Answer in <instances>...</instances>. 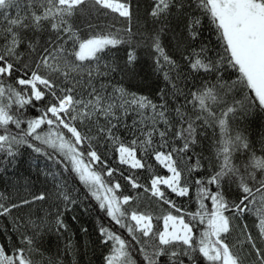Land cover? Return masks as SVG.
<instances>
[{
  "label": "snow or ice",
  "instance_id": "snow-or-ice-1",
  "mask_svg": "<svg viewBox=\"0 0 264 264\" xmlns=\"http://www.w3.org/2000/svg\"><path fill=\"white\" fill-rule=\"evenodd\" d=\"M89 9V15L95 12L123 18L127 24L123 31L132 34L131 0H0V152L12 158L7 163L26 147L75 173L99 208L130 237L100 229L103 242H112L107 264H137L133 251L138 252L143 264H264V157L253 153L247 163L233 162L235 153L249 148L246 138L229 134L235 105L244 108V104H230L225 99L233 90L238 94L247 90V107L255 105L264 112V0H153L149 11L153 20L167 21L176 10L190 41H196L205 28L216 34V45L202 44L198 52L192 49L195 55L184 56L192 71L212 75L218 82L222 79L217 75L221 66L238 74L227 90L217 84L203 85L185 95V105H172L171 110L169 93L164 89L159 90L162 102L157 104L112 82L111 74L118 69L103 63L105 55L127 40L119 30L82 37L76 20ZM44 34L48 39L42 41L38 36ZM159 36L157 31L149 47L154 51L157 70L166 68L164 79L171 83L168 72L178 65L165 52ZM213 52L215 55H209ZM136 61L135 49L128 51L119 71L134 75ZM212 105L219 108V115ZM30 109L37 115H29ZM209 128L215 138V156L208 157L207 165L211 174L206 178L194 176L205 167V157L195 155L194 146L207 136ZM121 129L134 138L125 142L117 134ZM108 144L118 154L120 165L151 167L142 157L137 158L143 148L144 155L170 175H154L150 187L144 186L132 175L109 166L100 154V149L108 150ZM55 154L62 159L57 160ZM193 155L195 162L186 163ZM117 171L132 189L143 187L156 202L178 215L168 212L157 217L162 219L161 228L147 212L124 207L132 197L118 195L122 185L102 178L113 177ZM63 187L66 185H56L52 191L33 193L31 198L18 201L0 193V218H11L19 241L11 248L0 245V264H33L28 254L38 250L36 237L50 225L45 217L33 220L31 207L55 199L67 210L76 201ZM193 187L198 209L186 212L171 194L189 197ZM205 201H210V207ZM25 207L29 208L28 219L16 211ZM50 207L57 208L56 230H66L60 205ZM246 214L258 220L255 234L248 224L233 223ZM236 228L239 233L229 243Z\"/></svg>",
  "mask_w": 264,
  "mask_h": 264
},
{
  "label": "trees",
  "instance_id": "trees-1",
  "mask_svg": "<svg viewBox=\"0 0 264 264\" xmlns=\"http://www.w3.org/2000/svg\"><path fill=\"white\" fill-rule=\"evenodd\" d=\"M131 3L134 5L131 35L125 34L123 29L127 24L123 18H119L116 14L97 15L95 12H92L91 15H89V11H91L89 9L76 20L82 37H90L91 35L100 33L102 30H110L112 32L119 30L121 37L127 40V43L112 48L105 55L103 61V63L112 64L118 69L111 74L113 83L118 87H124L129 92L147 96L157 104L162 102L158 94L159 90L164 89V91L169 93L168 101L170 110L172 105L176 107L185 105V95L189 92H197L203 85L211 86L212 84H217L218 88H223L225 90L232 86L238 75L232 69L228 68L224 70V66H221V72L217 75H222V79L218 82L212 78V75L192 71L187 66L188 62L184 59V56L189 53L195 55L192 49L194 48L196 52H198L202 44L216 45V34L212 30L205 28L196 41H190L188 32L185 30L184 21L177 14L176 10L170 14L167 21H154L149 15L153 0H131ZM89 24L92 26L90 27ZM161 29L163 30L161 31ZM157 31L160 32L159 39L165 52L171 59L176 61L178 65L176 69L168 72L171 83L166 82L164 79V73L167 71L166 68L157 70V66L154 63V51L149 47L151 44L150 38L154 36ZM38 38L42 41L48 39L47 34L38 36ZM132 49H135L137 54V61L133 66L134 75H125L120 72L119 69L124 66L125 60L127 59V52ZM220 51H222V49H220ZM209 55H215V53H209ZM173 85H175V88H173ZM173 93H175V95H173ZM248 95L250 94L247 90L239 94L233 90L225 97V99L229 100L230 104L235 103V101H240L244 104V108H241V105L236 103L235 106L237 111L229 127L230 135L235 136L239 134L246 138L249 144L248 149H241L235 153L233 162L237 165L247 163L248 158L253 153H255L257 157H264V112L259 111L255 105L251 108L247 107L249 101L246 100V97ZM229 97L233 99H229ZM212 107L216 108V105H212ZM188 108H191V105H188ZM216 110L219 115V108H216ZM28 114L33 116L37 115L35 110L31 109ZM146 115L151 116V112H147ZM127 122L131 124V118H129ZM22 127H26V125H22ZM161 127L163 126L161 125ZM81 130L86 131L84 128ZM212 131L213 130L209 128L207 136L201 137L198 145L194 146L195 155H202L205 157L203 161L205 167L199 172L193 173L194 176L206 178L211 174V168L207 165L208 157L212 156L214 158L215 156V138L212 136ZM215 132L218 137L220 132L218 125L215 128ZM117 134L122 136L125 142L134 138L124 129H121ZM156 139L158 140L159 138L156 137ZM156 147H158V145H156ZM107 148V151L103 148L100 149V154L108 161L109 166L122 170L123 175H132L144 186L150 187V178L154 175H170L166 172V169L155 162L154 159L145 156L143 148L138 150L137 158L142 157V162L151 166L144 169H130L127 165H120L118 163V154L112 150V145L108 144ZM46 150L52 151L51 149ZM149 151H151V149H149ZM195 155H193L192 160L186 161V163H194ZM55 157L57 160L62 159L58 154H55ZM10 159L12 158L0 152V193L14 199L15 189L30 192L33 185H35L38 180H41L46 182V186L50 188V191H52L56 185H66V187H63V191L68 192L76 201L75 203L69 204L67 210H65L61 200L53 199L55 201L54 204L60 205L59 211L63 213L61 218L67 225L66 230H56V213L53 216H49L48 213L50 209L48 207H45L43 212L39 215L31 214V218L37 221L39 217H45L46 219L51 217L49 221L51 231L49 228L48 230H42L36 237V247L38 250L28 254L33 264H107L106 257L110 255L109 245L112 242L109 241L107 245L103 242L104 237L100 232L102 227L121 234L124 238L130 240L127 233L123 229H120L119 226L115 225L106 215V212L99 208L98 201L91 195L88 189L80 183L75 173L70 174L68 171L64 170L63 164H54L46 155H38L26 147H21L14 161L9 164L7 161ZM96 167L98 168L99 165ZM123 175H121L120 171H117L114 173L113 177L105 176L102 178L106 181L113 180V182H119L122 185L118 195L122 194L132 197L130 204L124 207L147 212L153 216L154 225L161 228L162 219L158 220L156 219L157 217H162V215L168 212L178 215L174 209H170L166 205L156 202L155 199L150 196V193H146L143 190V187L132 189L131 185L123 178ZM213 190L215 189L213 188ZM230 191H234V189ZM195 196L196 190L194 187L190 190L189 197H176L174 194H171V198L175 203L186 212H195L198 209ZM231 198L234 199V197ZM205 204L210 207V201H205ZM16 211L18 215H24L25 219H28V212L22 213L19 212V210ZM233 223H239L241 225L246 223L255 234L254 224L258 223V220L254 215L246 214L240 221H233ZM3 228H7L8 231L4 232L0 230V245L11 248L13 242L18 243L19 241L10 217L7 219L0 218V229ZM238 233L239 228H236L229 237V243L235 241ZM132 255L133 259L137 261V264H143L142 258L139 256L138 252L133 251Z\"/></svg>",
  "mask_w": 264,
  "mask_h": 264
},
{
  "label": "rangeland",
  "instance_id": "rangeland-1",
  "mask_svg": "<svg viewBox=\"0 0 264 264\" xmlns=\"http://www.w3.org/2000/svg\"><path fill=\"white\" fill-rule=\"evenodd\" d=\"M45 190L50 191V188L48 186H46V182L38 180L37 183L35 185H33V188H32V190H30V192H26V190L15 189L14 190V195L15 196H13V198L15 200H17V201L21 197L31 198V194L39 193V192L45 191ZM54 203H55V201L53 199H50V200H48L46 202H36V204L31 207V214L39 215V214H41L43 212L45 207H48L50 209L49 210V213H50L49 216H53L57 212V208L56 207H50V206L53 205ZM41 205H42V208H41ZM19 212H22V213L23 212H26V213L28 212L29 213V208L25 207L23 210H19ZM50 219H51V217L47 218L46 221L49 223ZM49 230L51 231L50 227H49Z\"/></svg>",
  "mask_w": 264,
  "mask_h": 264
}]
</instances>
